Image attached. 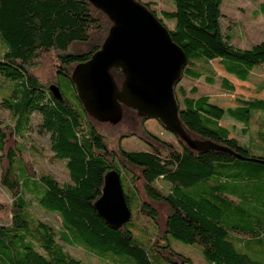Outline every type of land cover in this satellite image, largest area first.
I'll use <instances>...</instances> for the list:
<instances>
[{"label":"trees","instance_id":"1","mask_svg":"<svg viewBox=\"0 0 264 264\" xmlns=\"http://www.w3.org/2000/svg\"><path fill=\"white\" fill-rule=\"evenodd\" d=\"M137 1L153 12L186 55L174 87L184 132L226 150L191 149L174 133V140L154 138L145 126L147 118L124 105L117 123L86 113L70 76L101 49L112 26L89 0H0V87L3 81L11 83L2 104L13 118L12 124L0 126V183L12 194L10 221L0 224V264H91L70 256L60 241L114 264H190L191 258L175 251L169 238L198 246L208 264H264V99H238L237 106L222 108L196 84L217 83L221 93L234 92L233 83L217 74L214 60L240 81H249L255 66L264 75V41L250 48L231 44L221 28L222 0H170L174 8L159 12L154 1ZM259 12L264 14V4ZM43 51L55 54L60 100L29 68ZM111 73L120 87V69ZM263 87L262 81L258 91ZM32 113L40 115V126L50 133L51 149L65 161L71 183L37 175L19 160L22 145L13 137L23 136ZM132 113L141 132L122 131L109 149L106 127L117 134ZM224 115L243 124L246 146L220 124ZM129 136L142 139L145 149L125 150L122 139ZM109 169L122 173L129 208L135 205L157 229L146 245L134 236L135 221L112 229L93 206ZM159 179L168 186H159ZM27 192L58 213V232L31 213Z\"/></svg>","mask_w":264,"mask_h":264},{"label":"water","instance_id":"2","mask_svg":"<svg viewBox=\"0 0 264 264\" xmlns=\"http://www.w3.org/2000/svg\"><path fill=\"white\" fill-rule=\"evenodd\" d=\"M89 1L108 16L112 26L101 49L77 65L70 76L86 113L100 122L117 123L124 105L139 117L159 120L191 149L226 150L194 141L184 132L174 87L181 80L187 58L153 12L137 0ZM113 68L123 74L120 87L111 73ZM48 90L55 99H62L57 84L48 85ZM93 206L112 229H119L131 219L116 169L105 173L101 195Z\"/></svg>","mask_w":264,"mask_h":264},{"label":"rangeland","instance_id":"3","mask_svg":"<svg viewBox=\"0 0 264 264\" xmlns=\"http://www.w3.org/2000/svg\"><path fill=\"white\" fill-rule=\"evenodd\" d=\"M150 1H154V5L158 12L160 9L174 8L170 0ZM262 2L264 3V0H222L220 6V10L223 13L222 18L220 19L221 28L224 35H232L231 44L239 48H250L252 44L259 43L261 40L264 41V17L259 16L258 13V8ZM166 23L170 27L173 26L172 21H166ZM1 52L2 48L0 44V55ZM55 67L56 57L52 51L40 52L33 60V63L29 66V68L38 76L40 81L47 86L55 83ZM213 67L219 75L228 77L236 84V90L234 93L223 94L220 92L219 85L217 83L215 85H209L203 83L202 80L196 82L200 88L199 92L209 94L211 100L219 106L223 108L232 107L235 99H238L239 97L244 99L264 97V89L259 93L257 91L261 82H264L261 66H255L253 68V79L252 81L246 83L237 82L231 76H227L219 66V62L217 60L213 61ZM184 81L186 80L183 79L182 82ZM183 84L188 86V83L184 82ZM10 85L11 83L3 81V86L0 87V126L13 123L11 112L2 104L3 96L10 88ZM135 117L137 116L133 113L130 114V116H125L119 130H116L117 134H113L114 132L112 129L110 127H106L104 138L109 149L116 144L118 134L122 131H126V133L141 132L140 128H138L140 122ZM40 122L41 117L38 113L30 114L23 136L15 135L13 137L18 145H22L19 153V160L22 161L29 170L33 171L37 175L48 174L57 180L61 185L71 183L65 166V161L54 156V152L51 149L50 133L41 128ZM220 124L229 130V135L235 138L240 145H247V135L242 134L241 130L243 126L241 123H238L229 116L224 115L220 120ZM145 126L154 138L165 140L175 139L173 134L164 129L156 119H146ZM122 140V146L127 151L145 149L146 143L136 136H129L123 138ZM3 164L4 163L0 160V174ZM122 183L124 185V189L127 190L124 180H122ZM157 184L164 188L168 186L161 179L157 181ZM25 197L29 201V210L31 213L37 219L52 226L55 232H58L61 223L58 213L47 210L39 205L31 193H25ZM11 202V192L0 183V205H2V207H0V224H6L10 221ZM131 212V221H135L137 223V227L132 228L134 236L141 244L146 245L147 239L156 234L157 229L153 225V221L150 217L137 212L135 205L131 207ZM169 241L175 251L185 254L191 258L190 264H208L202 256L198 246L186 244L174 238H169ZM60 242L62 243L64 251L69 253L70 256L80 259L83 262H90L91 264H114L99 258L94 253L88 252L81 246H69L62 241ZM106 256L110 257L113 255L106 254ZM115 256L120 258V255Z\"/></svg>","mask_w":264,"mask_h":264},{"label":"crops","instance_id":"4","mask_svg":"<svg viewBox=\"0 0 264 264\" xmlns=\"http://www.w3.org/2000/svg\"><path fill=\"white\" fill-rule=\"evenodd\" d=\"M262 4H264L263 2L262 3H260V6H259V8H258V13H259V16H262V17H264V14L263 13H261V12H259V10H260V7H261V5ZM221 13H222V11H221ZM222 16H223V13H222ZM222 18V17H221ZM228 36L230 37V41H232V38H231V36L228 34ZM262 41V40H261ZM215 61V60H214ZM218 61V60H217ZM219 66L222 68V70L225 72V74L227 75V76H231L232 78H234L237 82H240V83H246V82H250V81H252V76H253V74H251V76H250V80L249 81H240V80H238L237 78H235L233 75H231V74H229V73H227L225 70H224V68L222 67V65L219 63ZM215 69V68H214ZM253 73V72H252ZM218 74V73H217ZM224 76V75H223ZM264 76V75H263ZM224 77H226V76H224ZM227 79H229L228 77H226ZM232 83H233V85H234V87L236 86V84L231 80V79H229ZM259 87V86H258ZM263 89H264V87H263ZM263 89H261L260 91H262ZM235 90H236V87H235ZM235 90H234V92H235ZM257 91H258V88H257ZM260 91H258V93L260 92ZM233 92V93H234ZM238 99H241V100H250V99H244V98H241V97H239ZM238 99H235V101H234V105L232 106V107H235V106H237L238 105V102H237V100ZM253 99V98H252ZM257 99H264V97H258ZM209 101L210 102H213L212 100H211V98H210V95H209ZM213 103H215V102H213ZM215 105H217V106H219L218 104H216L215 103ZM221 107V106H220ZM223 108V107H222ZM232 119V118H231ZM234 120V119H233ZM236 121V120H235ZM236 122H238V121H236ZM238 123H240V122H238ZM242 124V123H241ZM242 126H243V124H242ZM247 135V134H246ZM247 142H248V138H247Z\"/></svg>","mask_w":264,"mask_h":264}]
</instances>
